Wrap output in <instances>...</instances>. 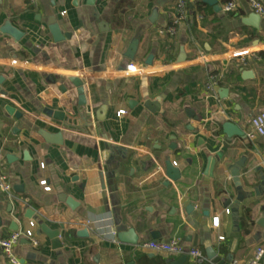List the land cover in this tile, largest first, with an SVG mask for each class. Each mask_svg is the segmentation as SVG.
<instances>
[{
    "label": "crops",
    "instance_id": "0c3cea01",
    "mask_svg": "<svg viewBox=\"0 0 264 264\" xmlns=\"http://www.w3.org/2000/svg\"><path fill=\"white\" fill-rule=\"evenodd\" d=\"M187 1L195 18L189 8L175 24L179 0H0V237L34 222L38 241L14 247L19 264H194L143 247L172 238L211 263L210 249L246 264L264 248V136L246 139L264 111V14L257 29L243 23L255 13L248 0H218L237 4L230 13ZM53 18L70 38L55 42ZM6 22L20 40L1 32ZM211 74L216 96L207 91ZM226 122L244 136L229 138ZM45 134H60V144ZM242 157L246 197L235 224L223 201L238 196L230 168ZM168 161L180 180L167 177ZM0 264H11L2 250Z\"/></svg>",
    "mask_w": 264,
    "mask_h": 264
},
{
    "label": "water",
    "instance_id": "95a60500",
    "mask_svg": "<svg viewBox=\"0 0 264 264\" xmlns=\"http://www.w3.org/2000/svg\"><path fill=\"white\" fill-rule=\"evenodd\" d=\"M200 2H203L205 4L212 6L213 9L217 12L222 11V7L220 6L218 0H200ZM156 15H157V12L155 11L152 18H151L152 22L155 21ZM261 20H262V17L260 14L253 13L249 17L245 18L243 20V23L259 29ZM49 30H50L55 42H60V41H63L65 39L71 37V33H63L62 32V30H61L59 24L56 22L55 18L50 19ZM1 32L11 35L15 40H20L23 36V32L21 30L17 29L16 27H14L11 24V22H6L5 25L1 28ZM139 42H140V40L138 37L134 38V40L132 41V43L128 49V52L126 54V56L128 58H130V59L135 58V55H136L137 50H138ZM185 59H186V54H185L184 48H182L180 56L178 58V61L181 62V61H184ZM152 60H153V55L149 56V58L147 60V64H151ZM252 75L253 74L251 71H244L243 72L244 78H250ZM72 82L77 87L78 94L80 96V102L82 104H85L86 98L84 96V88H83L82 84L76 79H73ZM222 91L224 93H227L226 89H222ZM106 109H107V107L104 106L101 109V114H105ZM188 112L190 113L191 111H188ZM16 116H19V114H16ZM99 118H100V116H99ZM223 127H224L225 134L229 138H232L234 136L242 138L244 136V132L242 130H240V128H238V126H236L232 122H226L223 125ZM44 138L48 142L53 141V142H55V144H60L61 135L60 134H56V135L45 134ZM216 162H217V160L215 157H211L208 159V166L206 169V175L207 176H209V177L214 176V169L216 166ZM245 165H246V157H242L240 160H238L236 162V164L234 166H232L230 168L232 177L234 178L236 187L238 188L239 192H238V196H237L235 201H233L232 199H226L223 201L224 207H227V208L230 207L231 208V212H232V216L234 218L235 224L239 223V220H240V217H239L240 204L246 197L245 193L242 192V190H241L240 180H239L241 170L245 167ZM166 175L169 179H171L173 181H178L181 179V171L171 161H168L166 163ZM69 204H72V202L70 200H69ZM204 215L206 217H208L210 215V212H208V211L204 212ZM133 234H134V230L130 229L128 232L119 233L118 239L121 242H125L126 237H128L129 235H133ZM48 235L50 237L55 236V238L60 236V234H58V233H56L55 235L48 233ZM80 235H88L87 230H84ZM152 236L155 238V234H152ZM136 237L133 236L132 240H129L131 244H134V245L138 244V238H136ZM209 257L213 260V262L215 264H233V262H234V259L232 257H229L226 260H222L217 255V252L213 249L209 250ZM186 259H187V255L185 254L182 257V260H186Z\"/></svg>",
    "mask_w": 264,
    "mask_h": 264
},
{
    "label": "built area",
    "instance_id": "2783aa9c",
    "mask_svg": "<svg viewBox=\"0 0 264 264\" xmlns=\"http://www.w3.org/2000/svg\"><path fill=\"white\" fill-rule=\"evenodd\" d=\"M251 8L255 13L263 15L264 14V5L260 0H248ZM237 8V4L234 1L227 2L222 10L226 13H230L235 11ZM177 14H176V22L175 24L184 21L188 18V1L187 0H179L177 5ZM175 28L171 27L170 32H174ZM218 86V76L216 74H211L209 77V81L207 84V91L216 96V89ZM125 111L121 110L118 112V115L124 114ZM250 131L246 133V139L248 141H253L256 136H264V111L255 115L250 121ZM44 167V164H41ZM176 165V163H174ZM4 179V178H3ZM5 180V179H4ZM41 186L44 187V190L50 191L51 187L48 185L47 180H42L40 182ZM2 190L6 193L10 192V185L7 183H3L1 186ZM227 214H230V209L226 210ZM214 224H218V218L215 219ZM35 226L34 222H30L29 229L25 231H16L11 233L8 237H0V250H2L5 255L8 257L9 262L11 264H19L18 258L14 254V247L19 243L22 238H27L33 242L34 246H38V241L35 239L33 228ZM220 239H224V237H220ZM143 247L152 250L154 252H166L171 254H186L193 261L194 264H215L208 261L204 252L199 247L185 248L178 238H172L169 241H159L152 240L143 244ZM264 255V248H258L256 257L254 260L246 263V264H258L261 258Z\"/></svg>",
    "mask_w": 264,
    "mask_h": 264
},
{
    "label": "trees",
    "instance_id": "16d2710c",
    "mask_svg": "<svg viewBox=\"0 0 264 264\" xmlns=\"http://www.w3.org/2000/svg\"><path fill=\"white\" fill-rule=\"evenodd\" d=\"M202 6H203V5L200 4V3L196 5L197 8H199V7L201 8ZM188 8H190V10L192 11L191 16H193V17L195 18V13H196V12H194V11H195V9H194L195 7H193V6L191 5V3H189V4H188ZM170 24H172V22H171ZM263 54H264V51L260 52V55H263Z\"/></svg>",
    "mask_w": 264,
    "mask_h": 264
}]
</instances>
